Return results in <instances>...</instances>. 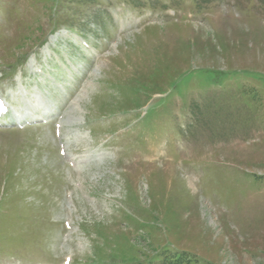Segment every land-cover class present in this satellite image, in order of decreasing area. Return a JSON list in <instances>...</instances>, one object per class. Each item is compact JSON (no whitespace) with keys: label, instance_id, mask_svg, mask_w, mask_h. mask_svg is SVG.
<instances>
[{"label":"rangeland","instance_id":"374dc122","mask_svg":"<svg viewBox=\"0 0 264 264\" xmlns=\"http://www.w3.org/2000/svg\"><path fill=\"white\" fill-rule=\"evenodd\" d=\"M0 93V264H264V0H0Z\"/></svg>","mask_w":264,"mask_h":264},{"label":"bare ground","instance_id":"6f19581e","mask_svg":"<svg viewBox=\"0 0 264 264\" xmlns=\"http://www.w3.org/2000/svg\"><path fill=\"white\" fill-rule=\"evenodd\" d=\"M118 18H121L122 17V15H120V16H117ZM245 139V138H244ZM239 141V140H238ZM244 141V140H243ZM219 143V142H218ZM222 144V143H221ZM212 145H213V143H212ZM223 145V144H222ZM217 146H218V144H217ZM224 146V145H223ZM223 146H219L217 149L216 148H214V149H216L215 150V152L213 151V153H216L218 156L217 157H219L218 159H219V162H220V164H221V166H223V169L222 170H224L225 168H226V166L228 167V166H232V165H229V164H227V155H226V152H225V147H223ZM246 146V145H245ZM242 147H244V146H242ZM250 147H251V145H250ZM249 147V149H251ZM212 148V147H211ZM227 148V147H226ZM246 150V149H245ZM242 151V150H241ZM248 151V150H247ZM250 151V150H249ZM254 152V151H253ZM251 153H252V151H251ZM251 153H248V155L249 154H251ZM247 154V153H246ZM246 154H244V155H246ZM264 154V153H263ZM258 156H259V154H258ZM216 157V156H215ZM214 157V158H215ZM211 158V157H210ZM237 158V157H236ZM236 158H235V160H236ZM245 158V157H244ZM243 158V159H244ZM247 158H249V157H247ZM250 159V158H249ZM249 159H248V161H249ZM230 160V159H229ZM228 160V161H229ZM247 160V159H246ZM255 160V159H254ZM217 161V160H216ZM245 161V160H244ZM211 162H212V160H211ZM230 162V161H229ZM235 162V161H234ZM250 162V161H249ZM252 162V161H251ZM261 162H263L262 160H261ZM261 162H260V165H262L261 164ZM253 163V162H252ZM257 163H258V161H257ZM219 164V165H220ZM232 164H233V162H232ZM235 164V163H234ZM243 164H246V163H243ZM255 164H256V162H255ZM264 164V163H263ZM218 165V164H217ZM236 165H237V163H236ZM239 165V164H238ZM237 165V166H238ZM251 165V164H250ZM253 165V164H252ZM243 166V165H242ZM247 166H249V165H247ZM259 166V165H258ZM225 167V168H224ZM235 167V166H234ZM238 168V167H237ZM236 168V169H237ZM234 169V168H233ZM227 170V169H226ZM229 170V169H228ZM261 174H263V173H261ZM206 201V200H205Z\"/></svg>","mask_w":264,"mask_h":264}]
</instances>
